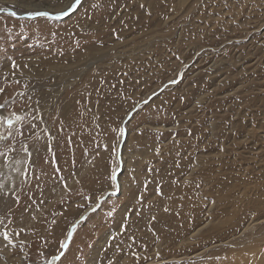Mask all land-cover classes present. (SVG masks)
<instances>
[{
    "label": "rangeland",
    "instance_id": "obj_1",
    "mask_svg": "<svg viewBox=\"0 0 264 264\" xmlns=\"http://www.w3.org/2000/svg\"><path fill=\"white\" fill-rule=\"evenodd\" d=\"M8 1L0 232L15 247L0 236V264H264V0H82L59 18L67 0L27 9L50 18ZM82 28L103 55L61 68L88 50ZM30 165L53 181L16 208ZM183 200L176 246L159 221Z\"/></svg>",
    "mask_w": 264,
    "mask_h": 264
},
{
    "label": "bare ground",
    "instance_id": "obj_2",
    "mask_svg": "<svg viewBox=\"0 0 264 264\" xmlns=\"http://www.w3.org/2000/svg\"><path fill=\"white\" fill-rule=\"evenodd\" d=\"M8 2H13L14 3V0H9ZM15 4H16V7L21 8V9H24L26 12H30L27 9H30V8H33V9L34 8H44V9H48L46 7L59 8L57 6L59 4H61V3H59V2L53 3L52 0H48V1H46V0H40V1H36V0H22L20 2H15ZM180 4H182V3H180ZM66 5H68V0L66 1V3L63 4L64 7ZM152 6H153V3H151V5L149 7H152ZM40 10H42V9H40ZM162 11H163V9H160L159 11H156V13L162 14ZM19 12H21V11H19ZM21 13H25V12H21ZM84 31H86V30L83 29V32L80 33V34H78V36L81 39V40H78V41L80 42L79 45H82V44L84 46L89 45L87 47L88 50H86V51L83 50L81 53H76V54H72L71 53L73 55V57L67 59L68 65H65V66H63L61 68H65V69L69 70V67H71V66H75V67L80 66L84 62H86V61L88 62L91 58H98L99 56H102L103 55V51H102L103 48L102 47L101 48L99 47V45H101V43L98 44V45L97 44H94L93 45V41L89 40V44H88L87 35L89 34L90 31H88V32H84ZM75 45H77V44H75ZM111 49L112 48H110V50ZM71 50L72 51L65 49L66 53L67 52L70 53V52H73V51L77 50V46H75V48L72 47ZM56 57L57 58H63V55L61 54V55L56 56ZM52 62H53V60L50 59V58L49 59H47L45 57L42 58V64H45V66L48 67L49 70H54V69L57 68L55 65H52ZM23 123H25L24 120H23ZM26 130H27V128H25L24 131L23 130H21V131L26 132ZM30 166H31L30 169L27 170L25 172V174H24V177L27 178V192H23V191H20L19 192L20 194H19V197H18V201L20 203H18V201H17V203H15L16 208H20L19 207L20 204H23V202L24 203L25 202H28L29 200L33 199L34 197L35 198H39V197L43 196V192H38L39 187H42L40 189L43 191V189L44 188H48L49 185L53 181V177H50V178L49 177H45L46 178L45 185L44 186L37 185V180H38L37 171L38 170H41V167H40V165H35L34 168L32 169V165H30ZM39 167H40V169H39ZM48 167H49V169H52L51 165H48ZM35 186H39V187L36 189ZM33 202H35V201H33ZM178 207H179L178 209L176 208V210L174 212H172L171 215L168 216V220L170 221V223L168 221H167L168 222L167 223L164 218H162L159 221V225H161L162 228H160V230L158 232V234L160 235V238H161L162 241L165 240L167 242H171V243H173L176 246L177 245H180L182 243V240L181 239L183 238V236L188 231H191L193 229L192 215L190 213L189 204L183 200L178 205ZM147 243H148V246L149 245L152 246V244H156L154 240L153 241H150V242L147 241ZM160 245H161V241L158 242V244H156V246H155V252H157V253L159 252ZM189 248H190V246H189ZM187 260H189V259H187ZM189 264H192V263H189Z\"/></svg>",
    "mask_w": 264,
    "mask_h": 264
},
{
    "label": "snow or ice",
    "instance_id": "obj_3",
    "mask_svg": "<svg viewBox=\"0 0 264 264\" xmlns=\"http://www.w3.org/2000/svg\"><path fill=\"white\" fill-rule=\"evenodd\" d=\"M82 3V0H71V2L65 6V8L63 10H61L59 13L56 14V17L59 18V17H67L69 16L70 14H72L77 8L79 5H81ZM0 10H3V9H0ZM10 15L11 16H15L16 15V12H10ZM28 15L29 17H47V18H50L52 16V13H50L49 11H44V10H36V11H30L28 12ZM12 67L13 68H16L17 65L15 63V61H12ZM4 91L3 88H0V93H2ZM4 105L3 104H0V108H3ZM17 120L21 119V117H16ZM9 127L12 126V123L13 121L12 120H8L7 121ZM4 155V153H0V156ZM112 180L115 181L116 180V175L115 173H113L112 175ZM2 187V186H0ZM65 187H67V185H65ZM112 195H115V192L111 193ZM101 205L100 203L98 202L96 205H95V208H93V211H95L96 208H99ZM84 217H81V220H83ZM54 223V221H53ZM75 225H73V230H75ZM18 235V233H17ZM68 240H71V237L73 235V232L70 231L68 232ZM0 236H2L3 240L6 242L5 243V247H15V244L13 243V239H12V235L8 232V231H3V232H0ZM60 248L62 249H67L68 248V244L66 242H61L60 244ZM64 256V252L63 251H60L58 255H55L53 256L52 260L48 262V264H56V261H59L61 259V257Z\"/></svg>",
    "mask_w": 264,
    "mask_h": 264
},
{
    "label": "water",
    "instance_id": "obj_4",
    "mask_svg": "<svg viewBox=\"0 0 264 264\" xmlns=\"http://www.w3.org/2000/svg\"><path fill=\"white\" fill-rule=\"evenodd\" d=\"M82 217H84V215H82ZM71 231H73V229H71Z\"/></svg>",
    "mask_w": 264,
    "mask_h": 264
}]
</instances>
